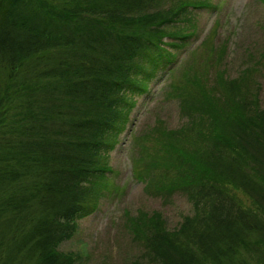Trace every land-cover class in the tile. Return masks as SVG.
Wrapping results in <instances>:
<instances>
[{"label":"trees","instance_id":"16d2710c","mask_svg":"<svg viewBox=\"0 0 264 264\" xmlns=\"http://www.w3.org/2000/svg\"><path fill=\"white\" fill-rule=\"evenodd\" d=\"M207 5L0 0V264H82L60 247L97 206L136 96L195 35L193 8ZM216 36L199 48L206 68L169 86L178 126L157 118L134 133L148 194L185 195L194 213L172 230L160 211L132 218L144 253L130 264H264L260 72L222 70L228 47Z\"/></svg>","mask_w":264,"mask_h":264},{"label":"rangeland","instance_id":"374dc122","mask_svg":"<svg viewBox=\"0 0 264 264\" xmlns=\"http://www.w3.org/2000/svg\"><path fill=\"white\" fill-rule=\"evenodd\" d=\"M202 1H207L209 6L193 8L195 35L183 49L177 50L171 65L155 73L147 93L136 96L130 121L110 153V171L97 206L89 216L79 220L75 236L60 247L62 251L78 254L82 264H130L139 260L144 250L135 241L133 229L126 225L130 226L131 219L140 217L141 212H162L171 230L179 227L184 217L193 215L194 206L185 195L175 194L166 201L148 194L146 184L135 175L136 152L131 144L134 133L153 125L157 118L171 120V127L178 126L179 106L177 101L167 97L169 86L172 81L181 80L182 74L190 73L191 68L200 72L206 68L204 60L208 59V49L199 48L212 29L217 30L215 46L225 42L228 47L229 56L222 70H228L230 76L239 75L248 66L259 70L258 96L264 108V60L261 58L264 53V0ZM215 72L211 70L212 74ZM233 192L244 205L251 206L248 197Z\"/></svg>","mask_w":264,"mask_h":264}]
</instances>
